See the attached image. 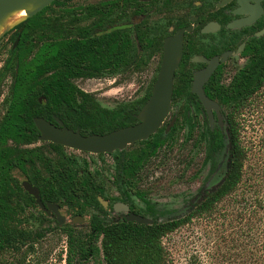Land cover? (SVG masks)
Returning a JSON list of instances; mask_svg holds the SVG:
<instances>
[{
	"label": "flooded vegetation",
	"instance_id": "af4514ba",
	"mask_svg": "<svg viewBox=\"0 0 264 264\" xmlns=\"http://www.w3.org/2000/svg\"><path fill=\"white\" fill-rule=\"evenodd\" d=\"M73 1L54 0L30 18H35L38 22L48 19L53 31L62 28L63 34L69 39L96 36L101 40L105 35H112L116 42L120 39H130L132 49L129 54V66L121 69L133 67L135 70L147 66L148 72L151 69L152 73L154 71L149 75L150 82L155 83L157 80L167 40L183 29V52L174 74L173 96L175 94L176 99L175 101L174 98L172 99V109L174 102H177L181 105L179 112L184 116L205 114L211 129L225 130L226 121L223 116L222 127L216 108L211 110L207 108L199 93L195 91L197 75L208 68L213 59H218L217 67L203 84V91L207 97L219 104L222 115H225V105L214 98L218 94V89H215L219 87L218 83L229 84L241 69L252 64L260 66L264 63V0H86L80 9L69 6L68 10L60 12L65 16L70 13L68 19H63L64 15L61 14L40 18L41 14L53 5L62 4L65 7ZM78 10L80 13H77ZM23 22L15 25L2 36L7 41L11 40V51L12 55L16 56L17 66L25 55L34 52V56L37 57V52L43 45L37 43L36 35L39 29L33 30L32 27L21 26ZM25 30L30 32L32 43L23 45L32 50L30 53L22 54L24 49L17 48ZM10 58L12 56L7 58V61L4 60L5 71L9 68ZM9 74V76L0 74V210L3 211L0 216L3 226L1 264H24V259L30 253L45 254V257H49L55 251L60 254L58 257H61L64 255L63 250L67 261L70 256L71 234H74L75 254H78V244L84 246L86 239L87 231L82 224L86 220L87 208L94 207L96 203H88L84 189L82 193H78L77 188L57 186L55 168V160L58 157L55 147L57 143L41 138L42 132L35 122V118L41 116L33 118L37 131L28 130L24 138L20 80L13 70ZM8 81L10 83L4 89ZM39 101L44 103L45 97L40 96ZM210 114H213V118ZM41 118L61 126L57 120L60 118L54 115L52 118ZM167 118L151 136L159 133L164 125H168L167 123H170L168 128L170 131L176 126L175 120L166 122ZM207 136L206 153L207 159L211 162L214 153L223 145L208 157L209 130ZM142 141L144 140L131 143H139L138 147L132 149H126L127 145L122 150L103 153L82 151L57 144L62 146L61 151L67 158L68 165L73 168V171L64 173L65 180L68 181L66 183L70 182L71 174L81 178V182H86L87 176L91 175L103 185V195L98 194L102 210L91 215L90 224L94 215H99L105 222L127 220V215L131 213L149 218L147 212H151L153 207L147 200L146 193L135 189L142 170L150 160V149L144 151L147 144ZM66 148L97 155L115 154L114 182L117 185V196L107 195L104 181L96 173L88 171L87 162L79 165L75 156L67 152ZM136 150L145 157L142 170L135 177L134 184L119 180L123 173V155ZM25 155L33 162V165L27 162L26 169L23 167ZM25 182L36 187L39 196L31 193ZM72 191L73 201L68 194ZM208 191L206 190L205 194ZM133 192L144 206L133 200ZM113 196L118 197V200H113ZM108 211L113 212L114 215H110ZM5 254L17 255L18 259L16 262L6 261ZM79 254H84V250ZM77 258L82 259L81 256L76 255Z\"/></svg>",
	"mask_w": 264,
	"mask_h": 264
},
{
	"label": "trees",
	"instance_id": "16d2710c",
	"mask_svg": "<svg viewBox=\"0 0 264 264\" xmlns=\"http://www.w3.org/2000/svg\"><path fill=\"white\" fill-rule=\"evenodd\" d=\"M21 26L32 27L33 30L38 28L37 43L43 44L33 60L34 63L19 64L18 73L15 72L21 85L24 138L28 130L37 131L33 121L36 116L52 118L54 115L63 120L66 126L79 130L83 135L107 134L139 122L137 115L150 97L154 82L147 88L143 97L120 104L116 109L102 106L92 93L83 90L74 82L75 78L99 77L103 71L128 67L132 49L130 39H120L116 42L112 35H105L101 40L96 36L69 39L63 34L62 28L53 31L48 19L38 22L35 18H30ZM30 35V32L25 30L17 48L24 49L22 54L30 53L32 50L23 45L32 43ZM57 37L60 39L55 40ZM218 86L215 88L218 89V94L214 98L229 110L225 112L226 131L208 127L210 135L208 157L228 143L230 160L223 182L216 190L202 194V199L193 204L184 216L164 221L154 219L151 224H143L126 219L105 222L99 215H94L86 232L84 246L78 244V254H75L74 234H71L68 259L71 264L76 255L82 258L79 264L98 257H102L105 264H166L163 237L188 223L193 217L213 212L221 201L237 192L241 186L244 190L238 201L241 203L238 214L244 221L246 220L247 236L257 244L262 238L261 243L264 247V158L260 164L257 161L254 166L245 168L250 150L242 137L241 123L245 105H248L252 97L264 87V63L260 66L256 64L246 66L229 84L218 83ZM40 96L45 97L44 103L39 101ZM173 98L175 101V94ZM178 125L180 126V123L173 129ZM157 135L159 136V133L142 141L147 144L143 150L150 149V158L165 144V138ZM55 147L58 153L55 160L57 186L77 188L78 193H82L84 189L89 204L91 202L101 204L98 194L103 195V185L95 177L89 175L85 179L86 182H81V178L71 174L70 182L66 183L68 181L65 180L64 173L73 171V168L68 165L67 158L61 151L62 146L56 144ZM144 161V154L137 150L125 153L122 159L123 173L119 180L134 184ZM27 162L33 165L31 159L25 155L24 169ZM68 194L73 201L74 192ZM2 213L0 210V216ZM2 227L0 220L1 251ZM81 250H84V254H79ZM260 259L261 257L258 261Z\"/></svg>",
	"mask_w": 264,
	"mask_h": 264
},
{
	"label": "rangeland",
	"instance_id": "374dc122",
	"mask_svg": "<svg viewBox=\"0 0 264 264\" xmlns=\"http://www.w3.org/2000/svg\"><path fill=\"white\" fill-rule=\"evenodd\" d=\"M85 3L86 0H74L65 7L56 4L41 14L40 18L59 15L60 12L68 10L69 6L80 9ZM77 13H80V10ZM67 14V16L61 14L64 15L63 19L70 17V13ZM2 36L0 37V74L9 76V72L12 70L14 73L17 72L22 63L27 65L33 62L35 56L34 52L25 55L17 66L16 56L12 55L11 51L12 42L3 39ZM8 56L12 58L9 68L5 71L4 60L7 61ZM147 70V66L135 70L130 67L119 71H106L98 78H77L74 81L80 88L94 94L104 107L116 108L120 104L144 96L147 88L153 83L148 78L154 71L152 73V69L149 72ZM9 83V81L5 83L4 89ZM173 106L166 122L175 120L180 126L171 128V131L168 130L170 123L163 126L159 136L165 138V144L147 162L135 187L136 190L146 193V198L153 207L151 212H147V217L152 220L164 221L184 216L193 204L202 199L201 195L205 194L206 190L216 187L224 179L227 172L228 143L214 153L211 162L207 159L209 127L207 116L196 113L191 115L193 117H187L179 112L181 109L179 103L174 102ZM224 110L227 112L229 109ZM223 116L225 118V115ZM263 118L264 87L252 97L248 105H245L241 115L242 137L250 150L245 168L254 166L257 161L258 164L263 161ZM224 129L226 131V125ZM138 146L139 143H134L128 145L126 149ZM66 150L75 156L79 165L85 162L89 164L88 171L96 173L104 181L107 195L117 196V185L114 182L115 154L97 155L72 148ZM243 190L241 186L237 192L221 201L213 212L193 217L188 223L164 236L162 243L165 248L166 264H264V247L261 243L263 239L261 238L258 244L252 241L247 236L246 220L244 221L238 214L241 207L238 201ZM113 200H118V197H114ZM133 200L144 206L134 192ZM101 210L99 204L87 208L86 220L82 224L86 231L90 226L91 215ZM108 212L114 215L113 212ZM256 234L260 236L259 233ZM62 252L64 255L61 257H58L60 254L55 251L49 257H45V254L30 253L24 264H71L69 260L66 261L65 250ZM259 257H261L260 261H258ZM4 258L6 261L16 262L18 256L5 254ZM80 262L81 259L75 257L72 264ZM82 264L105 263L102 257H98L83 261Z\"/></svg>",
	"mask_w": 264,
	"mask_h": 264
},
{
	"label": "water",
	"instance_id": "95a60500",
	"mask_svg": "<svg viewBox=\"0 0 264 264\" xmlns=\"http://www.w3.org/2000/svg\"><path fill=\"white\" fill-rule=\"evenodd\" d=\"M53 1L54 0H0V37L11 29L7 27V21L16 12L25 10L27 13V16L18 22L21 23L37 14ZM183 36L184 30L182 29L175 36L170 37L167 40L160 72L153 85L149 99L137 115L140 120L138 123L114 130L107 134L83 135L80 131H75L65 126L60 119L57 120L61 126H57L44 118L37 117L35 118V122L42 132L41 138L52 140L57 144L93 153L113 152L117 149L122 150L133 142L148 139L152 134L158 131L159 127L163 124L172 109L174 74L179 64V60L182 57ZM217 65L218 59L215 58L211 61L208 68L197 75L195 91L199 93L201 100L207 108L210 110L216 108L219 122L223 127L224 122L221 107L216 101L207 97L203 91L204 82L211 76ZM210 116L213 118V114H210ZM222 182L223 180L210 190H216ZM25 186L31 193L39 196L36 187L28 182H25ZM127 220L143 224H151L153 222L149 218L132 213L127 215Z\"/></svg>",
	"mask_w": 264,
	"mask_h": 264
},
{
	"label": "bare ground",
	"instance_id": "6f19581e",
	"mask_svg": "<svg viewBox=\"0 0 264 264\" xmlns=\"http://www.w3.org/2000/svg\"><path fill=\"white\" fill-rule=\"evenodd\" d=\"M27 16V13L25 10L16 12L12 17H10L7 21V27L12 28L15 25L19 24L21 20H23Z\"/></svg>",
	"mask_w": 264,
	"mask_h": 264
}]
</instances>
